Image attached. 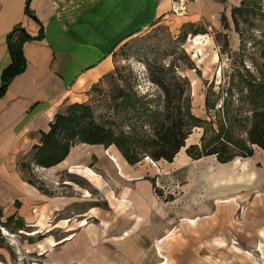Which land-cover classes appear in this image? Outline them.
Listing matches in <instances>:
<instances>
[{
	"label": "crops",
	"instance_id": "1",
	"mask_svg": "<svg viewBox=\"0 0 264 264\" xmlns=\"http://www.w3.org/2000/svg\"><path fill=\"white\" fill-rule=\"evenodd\" d=\"M26 1L0 0V78L10 63L8 32L23 26L35 35L39 24L43 32L41 39L22 44L24 69L0 96L1 221L12 214L23 220L20 234L30 243L36 241L35 247L26 242L25 250L38 247L42 251L41 262L33 264L160 263L155 249L163 246L170 220L155 206L151 179L137 170L141 161L128 164L114 146L78 143L60 163L39 167L47 173H35L44 191L28 183L19 165L32 157L31 147L57 112L87 101L86 92L112 69L114 50L158 18L186 15L188 20L205 17L218 23L223 15L232 48H238L230 14L240 0H195L187 4L183 15L171 12V0H29L39 24L26 17ZM82 146L100 155L93 153L89 163L90 154H83L87 150ZM60 165L89 178L108 203L106 208L95 204L77 212L87 221L83 226L71 218L75 210L70 197L54 194V168ZM261 167L264 170L263 163ZM44 235L42 243L35 238ZM5 239L13 244L14 239ZM0 255L6 256L5 248L0 247Z\"/></svg>",
	"mask_w": 264,
	"mask_h": 264
},
{
	"label": "rangeland",
	"instance_id": "2",
	"mask_svg": "<svg viewBox=\"0 0 264 264\" xmlns=\"http://www.w3.org/2000/svg\"><path fill=\"white\" fill-rule=\"evenodd\" d=\"M246 2L251 12L237 17L242 42L238 36L235 50L228 27L224 28L222 21L213 23L205 17L188 20L186 15L158 18L148 29L114 50L112 69L86 92L87 101L83 103L90 105L95 118L101 122L115 118L113 105L115 101L118 103L122 93L162 113L163 94L157 83L178 82L184 93L178 100L174 99V104L181 107L180 111L188 106L195 117L208 120L205 113L218 112L216 108L224 100L228 114L244 116L248 105L236 85L245 78L258 79L264 72L260 53L264 46V0ZM232 27L234 29L233 23ZM228 87L232 95L226 94ZM206 95L215 106L213 110H205ZM140 121H144L143 129H147L148 122L144 118ZM241 128L235 125L234 131L239 132ZM202 129L191 128L185 146L171 162L152 161L145 156L137 165L142 176L153 181L157 210L170 220L169 235L163 240V246L158 244L156 248L166 256L164 264H264L257 261L264 259V192L261 191L264 154L255 147L251 157H236L223 165L213 156L192 160L186 155L185 147L198 143ZM81 149L87 150L82 151L83 154H90L89 163L93 153L100 155L98 150L89 151L83 146ZM24 163L29 164L28 169L22 170L27 178H36L35 173L47 175L34 164L31 156ZM93 185L77 170H67L64 165L54 168V194L70 197L75 210L71 218L76 225L84 219L77 212L86 206L96 204L106 208L108 205ZM85 191L87 198H83ZM220 213L221 219L218 218ZM216 222L220 229L208 233ZM20 232L15 230L8 235L10 232L0 225V247L6 250L5 257L0 255V262H41L40 248L32 251L24 247L26 242L35 247L36 241L32 239L30 243L31 239ZM192 236H195L193 241ZM5 237L14 239L13 244ZM35 238L39 243L46 239L45 235ZM260 244L263 253L259 250Z\"/></svg>",
	"mask_w": 264,
	"mask_h": 264
},
{
	"label": "trees",
	"instance_id": "3",
	"mask_svg": "<svg viewBox=\"0 0 264 264\" xmlns=\"http://www.w3.org/2000/svg\"><path fill=\"white\" fill-rule=\"evenodd\" d=\"M28 3L29 0L26 1V17L39 24ZM247 12L251 10L246 0H240L239 5L231 9V21L240 43L242 40L237 17ZM221 21L224 28H227L228 24L223 15ZM42 36L40 24L35 35H31L23 26L14 27L8 32L5 42L10 63L1 73L0 96L12 78L24 69L22 44L41 39ZM260 53L264 59V46ZM157 84L163 94L162 113L152 110L146 104H139L137 99L132 100V95L123 93L118 103L115 101L113 105L115 118L104 122L95 118L92 108L87 103L68 104L54 115L48 130L41 132L38 143L31 147L32 161L38 167L49 168L60 163L73 146L82 143L102 145L105 148L114 146L130 165L136 164L145 156L152 161L171 162L185 146V139L191 128L196 126L203 128L198 143L185 147L186 155L192 160L213 156L218 163L223 164L236 157H251L255 147L264 151V72H261L258 79L245 78L236 85L242 100L248 105L242 117H237L236 113L232 112L228 114L224 100L216 108L218 112L214 111L215 106L209 102L206 95L205 110H213L215 116L213 118V115L206 112L205 117L209 119H199L190 112L188 106L184 111H180L181 107L174 104V99L178 100L184 93L178 82L169 85L161 81ZM226 94L232 95L229 87ZM142 118L148 122V128L145 130L144 121H140ZM125 122H128L127 125H124ZM215 125L217 126L214 127ZM235 125L242 127L239 132L234 131ZM28 166L29 164L24 162L19 165L21 170L28 169ZM27 181L44 191L45 187L39 179L31 177L27 178ZM151 182L153 187V181ZM1 217L0 210V225L10 233L25 228L23 220L14 214L8 216L5 221H1Z\"/></svg>",
	"mask_w": 264,
	"mask_h": 264
},
{
	"label": "bare ground",
	"instance_id": "4",
	"mask_svg": "<svg viewBox=\"0 0 264 264\" xmlns=\"http://www.w3.org/2000/svg\"><path fill=\"white\" fill-rule=\"evenodd\" d=\"M110 159L112 160V161H114V158H112V157H110ZM223 165V164H222ZM90 174H92L93 175V173L92 172H89ZM88 193L85 191V195H87ZM122 202H124V203H126L127 201L126 200H122ZM222 202H224V201H222ZM223 217V215H222V213H220L219 215H218V218H222ZM81 220H84V219H81ZM188 222H189V220H187ZM86 220H84L82 223H81V225H85L86 224ZM191 223H192V220H191ZM220 229V224H219V222H216L212 227H211V229L210 230H208V233H210V234H213V233H215L216 231H218ZM33 234L34 233H36L35 231L34 232H32ZM168 233V232H167ZM6 234H8V233H6ZM167 235H169V233L167 234ZM67 238V237H66ZM195 239V236H192V238H191V241H193ZM52 242V241H51ZM50 245H54V242H52ZM156 251L157 250H159L160 251V249H155ZM259 250H261V253H263L262 252V249H261V244H260V246H259ZM158 251V253H159V256L162 258V260H164L163 262H162V260H161V262L159 263V264H164L165 262H167V259H166V256H163L162 255V253H161V251L159 252ZM257 261H259V262H264V259H260V258H258V260Z\"/></svg>",
	"mask_w": 264,
	"mask_h": 264
},
{
	"label": "built area",
	"instance_id": "5",
	"mask_svg": "<svg viewBox=\"0 0 264 264\" xmlns=\"http://www.w3.org/2000/svg\"><path fill=\"white\" fill-rule=\"evenodd\" d=\"M192 0H171V12L173 14H177V15H183L186 13V7L187 4L190 3ZM84 220H80L78 222V226H83L81 225V223Z\"/></svg>",
	"mask_w": 264,
	"mask_h": 264
}]
</instances>
